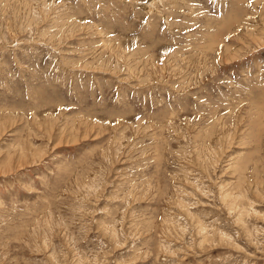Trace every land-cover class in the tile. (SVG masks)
<instances>
[{
    "label": "rangeland",
    "instance_id": "rangeland-1",
    "mask_svg": "<svg viewBox=\"0 0 264 264\" xmlns=\"http://www.w3.org/2000/svg\"><path fill=\"white\" fill-rule=\"evenodd\" d=\"M0 264H264V0H0Z\"/></svg>",
    "mask_w": 264,
    "mask_h": 264
}]
</instances>
